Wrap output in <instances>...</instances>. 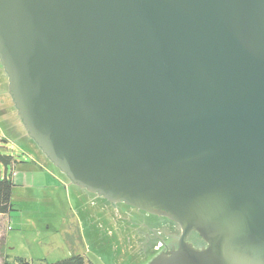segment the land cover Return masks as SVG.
Masks as SVG:
<instances>
[{"label":"water","instance_id":"95a60500","mask_svg":"<svg viewBox=\"0 0 264 264\" xmlns=\"http://www.w3.org/2000/svg\"><path fill=\"white\" fill-rule=\"evenodd\" d=\"M0 65L73 185L180 227L148 264H264V0H0Z\"/></svg>","mask_w":264,"mask_h":264},{"label":"rangeland","instance_id":"374dc122","mask_svg":"<svg viewBox=\"0 0 264 264\" xmlns=\"http://www.w3.org/2000/svg\"><path fill=\"white\" fill-rule=\"evenodd\" d=\"M3 77L0 65V98L4 99ZM7 108V103L0 106V156L12 161L7 166L0 162V169L15 186L13 210L0 220V264L4 259L52 264L72 256H81L86 264H142L137 251L151 235H166L168 220L147 217L71 184Z\"/></svg>","mask_w":264,"mask_h":264},{"label":"flooded vegetation","instance_id":"af4514ba","mask_svg":"<svg viewBox=\"0 0 264 264\" xmlns=\"http://www.w3.org/2000/svg\"><path fill=\"white\" fill-rule=\"evenodd\" d=\"M112 204H122V203H112ZM130 208L140 211L134 207H130ZM140 212H142L147 217H152L150 214L147 215L143 211H140ZM167 220L168 219H166V221ZM167 222H168L169 228L165 229L166 235L161 236L160 233H157L156 236L153 238L152 235L150 234L151 236L146 242L145 246H142L141 248H139L140 250L137 251L141 253L139 261L142 264H148L157 255L161 253H169L177 248L178 241L181 235V229L177 224L171 222L170 220H168ZM148 228L150 229V231L152 230L150 227ZM186 241L192 244L193 246L203 245V242L201 241V239L194 232L189 233V235L186 238Z\"/></svg>","mask_w":264,"mask_h":264},{"label":"trees","instance_id":"16d2710c","mask_svg":"<svg viewBox=\"0 0 264 264\" xmlns=\"http://www.w3.org/2000/svg\"><path fill=\"white\" fill-rule=\"evenodd\" d=\"M22 130L24 131V129ZM29 140L33 143L31 139ZM11 161H12L11 157H1L0 156V162H2L4 166L10 165ZM14 186L15 184L12 181L11 177L6 173V171L4 174H2L1 169H0V220L2 216L9 214L13 210L12 204H11V196H12V190ZM2 264H29V263L26 262L24 259H17L14 262H10L7 259H4ZM52 264H86V262L84 258H82L81 256H72L69 259L57 261Z\"/></svg>","mask_w":264,"mask_h":264},{"label":"crops","instance_id":"0c3cea01","mask_svg":"<svg viewBox=\"0 0 264 264\" xmlns=\"http://www.w3.org/2000/svg\"><path fill=\"white\" fill-rule=\"evenodd\" d=\"M1 83H2L3 88L5 89V92H4L5 95H4V99L0 98V106H2L4 103H7V105H8L7 112L9 114H11L12 116H15L16 115V111H15V108L13 107L11 98H10L9 93H8V81H7L6 74H5V77H3V80H2Z\"/></svg>","mask_w":264,"mask_h":264}]
</instances>
